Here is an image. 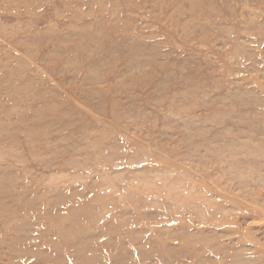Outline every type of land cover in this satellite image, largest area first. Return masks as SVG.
<instances>
[{
    "label": "rangeland",
    "instance_id": "374dc122",
    "mask_svg": "<svg viewBox=\"0 0 264 264\" xmlns=\"http://www.w3.org/2000/svg\"><path fill=\"white\" fill-rule=\"evenodd\" d=\"M0 264H264V0H0Z\"/></svg>",
    "mask_w": 264,
    "mask_h": 264
}]
</instances>
